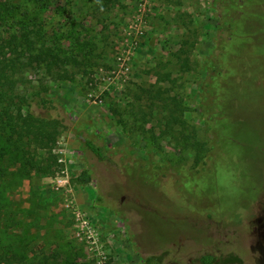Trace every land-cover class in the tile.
Returning a JSON list of instances; mask_svg holds the SVG:
<instances>
[{
	"label": "rangeland",
	"instance_id": "374dc122",
	"mask_svg": "<svg viewBox=\"0 0 264 264\" xmlns=\"http://www.w3.org/2000/svg\"><path fill=\"white\" fill-rule=\"evenodd\" d=\"M0 3L17 7L5 37L28 32L66 61L17 75L20 112L64 125L51 171L0 137V248L28 264H264V0ZM229 120L243 130L219 138ZM198 142L214 156L203 165Z\"/></svg>",
	"mask_w": 264,
	"mask_h": 264
},
{
	"label": "trees",
	"instance_id": "16d2710c",
	"mask_svg": "<svg viewBox=\"0 0 264 264\" xmlns=\"http://www.w3.org/2000/svg\"><path fill=\"white\" fill-rule=\"evenodd\" d=\"M16 6L10 3H0V137L5 140V147L12 145L20 149L27 159L26 163L30 165L31 170L39 171H51L52 168L57 166V157L52 152V147L55 145L58 135L60 134L61 125L64 123L57 119H45L36 116L31 111L27 110L24 114L20 111L23 106L27 104V98L24 94L18 92V83L20 79L17 75L23 73L25 68L33 63L37 65H57L58 63H65V58H62L58 53H54L52 49L45 44H38L34 37L28 32L21 34H10L4 36L1 30V26L6 22L15 12ZM10 56V58H7ZM14 58V59H13ZM23 59H27L28 62H24ZM162 94L158 97L161 98ZM157 98L156 95H152L150 99L154 101ZM164 99V98H163ZM176 100V98H174ZM215 103V101H214ZM217 104V103H216ZM218 107V106H217ZM243 108V107H242ZM242 117L244 116L243 110ZM229 113L227 116H230ZM174 121L178 118L175 114L171 115ZM212 116H217V112L213 111ZM226 117V115H225ZM222 123L217 122L216 125H212V131H217L218 137H222V132L225 129H237L240 128L241 132L243 129L240 126L243 120L235 123ZM220 124V125H219ZM222 126V127H221ZM173 127V126H172ZM245 131V130H244ZM218 138V144L220 139ZM230 138V137H228ZM80 140L85 149L95 154L100 160H107L108 155L105 152L103 144L93 141L85 136H80ZM194 146V144H192ZM219 146V145H218ZM38 148H45L48 151L46 157L40 156L41 158H35V151ZM196 150L200 156V164L203 165L206 162V158L211 159L214 156L211 155L212 148L207 147L206 144H196ZM202 153V155H201ZM87 172L84 173V175ZM8 172L4 168L0 161V184L3 183L8 177ZM86 178L85 180H87ZM252 190H245L243 192L247 197L250 195ZM247 193V194H246ZM243 196V195H242ZM0 264H28L25 260L26 257L19 255L18 253H11L5 247L0 248ZM82 256L64 257V260L53 264H83L79 262ZM200 261L203 264H214V263H241L242 260L239 256L230 255L228 257L217 256L212 253H207L201 256ZM48 264V261H45ZM161 255H152L145 258V264H161ZM85 264V263H84Z\"/></svg>",
	"mask_w": 264,
	"mask_h": 264
},
{
	"label": "built area",
	"instance_id": "2783aa9c",
	"mask_svg": "<svg viewBox=\"0 0 264 264\" xmlns=\"http://www.w3.org/2000/svg\"><path fill=\"white\" fill-rule=\"evenodd\" d=\"M58 159H59V162H63V163H65V162H66V160L64 159V157H60V156H59V158H58Z\"/></svg>",
	"mask_w": 264,
	"mask_h": 264
}]
</instances>
